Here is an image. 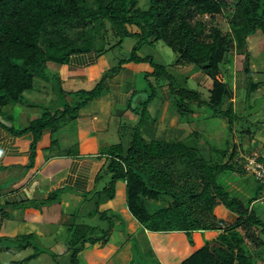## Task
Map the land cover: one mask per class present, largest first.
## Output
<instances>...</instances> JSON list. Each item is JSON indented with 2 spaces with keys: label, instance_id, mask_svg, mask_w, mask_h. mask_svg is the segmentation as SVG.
<instances>
[{
  "label": "trees",
  "instance_id": "obj_1",
  "mask_svg": "<svg viewBox=\"0 0 264 264\" xmlns=\"http://www.w3.org/2000/svg\"><path fill=\"white\" fill-rule=\"evenodd\" d=\"M138 2L0 0V125H5L2 116L6 115V110L23 101L24 93L35 87V80L47 78L48 62L67 63L73 54L90 50L103 54L120 46L125 37L132 36L136 41L130 56L123 57L117 65L103 72L91 89L78 90L77 94L81 98L75 103H65L53 112L46 110L23 127L7 124L4 127L14 135L32 132L34 147L44 128H57L67 116L75 118L82 104L107 90L110 79L117 74L122 64L149 61L153 71L144 75L147 80L154 77L155 81L149 83L152 86L150 89L140 88L147 92L148 97L139 109L134 108L139 114L141 126L152 118L149 107L159 95L158 87H166L170 93L169 100L178 110H193L190 103L194 101L199 106L208 105L214 115L226 119L232 132L240 135L247 132L251 135L252 151L263 145L261 135L257 132L252 134L249 127L235 128V122L242 118L232 101L234 91L229 82L217 77V72L228 51L234 47L231 35L236 40H244L246 45L248 36L264 31V0H150L147 8H140ZM218 16L225 19L226 28L219 26ZM160 40L176 53L170 65L157 63L151 56L139 55L143 44L154 45ZM244 52L243 67L249 77L246 95L249 98L254 70L251 66L252 52L248 49ZM188 64L213 79L208 98L201 91L188 86L191 70L176 72L177 66ZM194 135L198 139L197 131H192L184 138H148L139 127L126 135L129 137L127 146L121 140L104 147L102 153L108 160L96 180L104 174L109 175L110 180L102 188L89 190V199L94 200L96 195L108 193L115 180H126L128 185V179H132L140 183V187L131 191V201L135 206H149L145 215L137 214L146 228L156 232L182 231L191 244L195 231L217 232L215 237L204 240L201 247L178 264H259L258 255L254 254L246 240V237H250L259 245H264V239L261 238L264 221L250 207L259 194L250 198L247 204L242 200L243 195L241 199L236 192L227 190L225 179L221 178L223 173L245 171L243 162L236 158L238 152L226 154V148L228 160H214L194 140ZM258 140L263 143H258ZM229 145L228 140L226 146ZM70 151L76 152L77 149ZM261 158L264 160V156ZM112 192L110 197L115 196L114 188ZM57 195V191L51 193V197ZM213 198L219 199L234 214L233 223H226L215 215L209 207ZM95 210L90 212L91 216L95 213L102 218L114 216L109 214L108 209ZM80 226L74 233L75 238L69 243L72 251L70 264H79L80 256L88 244L98 247L107 245L114 229L111 225L102 228L82 223ZM25 236L21 234L15 238L18 240L17 247L29 246L30 242ZM210 242L215 244L211 246Z\"/></svg>",
  "mask_w": 264,
  "mask_h": 264
},
{
  "label": "crops",
  "instance_id": "obj_2",
  "mask_svg": "<svg viewBox=\"0 0 264 264\" xmlns=\"http://www.w3.org/2000/svg\"><path fill=\"white\" fill-rule=\"evenodd\" d=\"M132 41L134 44V37ZM132 41L127 43L128 51L130 48L132 50L133 44L130 47ZM124 44L125 41L120 48L124 47ZM108 53L99 54L95 50H90L73 54L67 63L48 62V72L55 71L59 82L66 85L68 90L64 91L60 88V92H54L47 86L49 78H45L47 80L37 78L40 83L42 82L37 88L38 92L44 93L43 96H39L43 100L38 98L40 103L48 106L54 103L52 105L55 108L63 107L65 103H75L78 98H81L77 91L88 89L90 83L95 85L103 72L111 67V62L107 58ZM130 54H125V57H129ZM156 54V44L145 43L139 50L140 56L153 57ZM182 67L186 68V72L191 70L187 84L192 78L198 87L201 86L204 90H208L210 94L213 79L209 75L194 70L191 64L179 65L177 69L182 71ZM152 71L153 66L149 61H131L122 64L121 69L110 79L107 90L93 100L82 104L75 118L67 116L59 122L57 128H44L34 147L32 146L34 138L32 132L14 135L4 126L7 124L17 127L19 121L29 123L37 118L36 112L32 116L22 108L19 109L20 113H17L16 118L14 114L11 115L8 112L7 117L2 116L5 119V125H0V243L6 247L5 251L13 252L18 243L15 238L31 232L29 227L39 226L41 228L40 225L54 222V218H57L54 215L56 208L68 206L71 203L67 201L68 199L79 198L74 193H70L73 187L80 185L85 190L96 187L97 174L103 171L108 160L107 156L102 153L104 147L127 139V136L139 127L148 135L156 126L161 127L162 124L169 123L167 117L171 109L167 104L170 93L166 87H163L161 98L166 99L164 101L166 103L159 107L153 100L149 107L152 118L147 119L143 126L140 125L139 114L136 110L147 99L148 94L137 88L140 77L133 74L143 75ZM85 84L87 86H84ZM49 88L53 94L47 91ZM17 104L10 108L13 110ZM42 113L40 110L39 115ZM157 113L161 114L159 118L156 116ZM124 123L126 126L123 127ZM127 126L133 131L131 129L130 133H125ZM74 148L77 151L71 152L70 150ZM244 186L247 189L250 188L247 185ZM121 187L124 190V184ZM55 191L58 195L51 197V193ZM215 210L219 218L223 219V214L229 216L230 219L235 217L223 204L218 205ZM62 215L64 216V213ZM61 222H63V217ZM165 233L170 235L169 240L161 242L158 247V250L164 254L153 258L159 260L161 264H178L193 252L191 247L196 245L201 247L206 237L201 231H195L191 244L188 236L182 231ZM205 233L208 235L207 239H212L217 234L216 231L214 234L211 231ZM173 238L176 239L172 240ZM98 250H101L100 253L98 252L99 255H104L103 251L120 250V247L118 244L108 243L106 247Z\"/></svg>",
  "mask_w": 264,
  "mask_h": 264
},
{
  "label": "rangeland",
  "instance_id": "obj_3",
  "mask_svg": "<svg viewBox=\"0 0 264 264\" xmlns=\"http://www.w3.org/2000/svg\"><path fill=\"white\" fill-rule=\"evenodd\" d=\"M149 3L150 0H139L138 6L140 8H147ZM217 18L219 26L226 28L227 25L225 19L222 16H218ZM132 39V36L125 37L123 40L125 41L124 47L122 46L120 48L121 44L109 51L107 58L109 59V62H111V66L117 65L119 61L125 57V54H130L131 48L128 51L127 43L129 41L131 42ZM231 39L234 43V47L226 54L225 60L217 72V77L222 81L229 82L233 88L234 96L232 101L235 104L234 107L236 112L238 115L241 114L240 118H242H238L235 122V128L238 129L240 126L249 127L252 130V134L257 132V134L261 135L262 139H264V31L260 30L257 34L248 36L246 38V45L244 40H236L232 35ZM132 44L133 41L130 47ZM155 44L157 54L153 56L154 61L165 65L172 64L176 58V53L163 41ZM122 48H124V50H121ZM245 49L252 52L251 66L254 70L251 75L253 86L249 93V98L246 95V84L249 77L244 72L243 67ZM168 67L171 68V66ZM178 71L183 73L182 71L186 72L187 70L185 67H182V71L179 68L176 69L177 73ZM133 75L140 77L136 85L139 89L143 87L150 89L152 86L151 84L149 85V83L155 81L154 77H150L148 78L149 80H147L144 74ZM47 78H49L50 81H48L47 86H49L54 92H60V88H63L64 91L68 90L66 85L59 82V78L55 71H49L47 73ZM192 80L193 79L191 78L188 86L201 91L204 94V97L208 98V90H204L201 86L198 87ZM41 83L39 82V79H36L35 89L25 92L23 101L18 103L13 110L12 108L7 107L8 110H6V112L11 115L14 114V118H16L17 113H20L19 109L22 108L27 110L32 116H34L33 113L36 112L37 117L41 116L39 115L40 110L42 112L46 110H50L51 112L55 111L56 108L52 105L54 103L49 106L40 103L39 99H43L39 96H43L44 93L38 92L39 89L37 88H39V84ZM90 84L91 85L88 86V89L94 87V83ZM84 86H87V84ZM50 88L47 91L50 94H53ZM158 90L159 95L154 98V102L160 107L166 103L164 102L166 99L161 98L162 88L158 87ZM179 100L184 103L183 99L179 98ZM169 101L167 104L171 109L169 116L166 111L169 123H164L161 127L156 126V128H153L152 133L146 135L148 138H184L192 131H197L198 139L195 138L196 136L194 135V140H197V143L203 146L205 151H207L214 160L220 162L228 160V156L225 155L230 154L232 151L238 152L236 158L241 161L243 155L252 151L251 148L253 142L251 135L247 132L242 135L235 131L232 132L227 125L226 119L222 116L214 115L212 109L208 105L202 104V106H199L198 103L194 101L190 103L194 111H184V108L183 112L178 110L177 106L173 105L172 101ZM157 114L158 115L156 116L159 118L161 114ZM2 120L5 122V119L2 118ZM125 121L126 120H124V122ZM259 121H262L263 123H259ZM125 123L123 124V127L126 126ZM25 125H27L26 121H19L17 127L20 128ZM146 125L147 124H145V126ZM128 127L129 126L125 128V133H128L129 130L132 129H128ZM131 131H133V129ZM261 137L258 139H261ZM193 138L190 139L193 140ZM228 140L230 141L229 147L226 146ZM261 140H258L257 142L263 143ZM123 141L124 146H127L129 144V137ZM226 148H228V150L225 154ZM256 149H258L264 156V143ZM221 178L223 180L225 179V187L227 190L229 189L232 193L236 192L237 196L239 195L241 199L243 195L242 200L247 204L250 198L259 194V198L255 199L250 204V207L253 208L256 214L264 221V202L260 199L263 197L264 192L263 189L260 188L259 182L256 180L254 174L245 169L244 172L237 170L235 172H227L226 174L223 173ZM108 180H110L109 175L104 174L101 176L97 180L95 189L102 188L107 184ZM128 180L130 181L128 185H126V180H115L114 184L110 186L111 188L109 191H107L108 193L96 195L94 200L89 199L91 198V195L88 192L89 189L85 190L82 186L76 185V187H73L70 190V193H74L77 197L79 196V198L68 199L67 201L71 202L68 206L56 208V213L54 215H56L57 218H54V222L40 225L41 228L39 226H35L34 228L29 227L31 232H28L27 236L24 237L30 242L27 248L14 247L13 252L10 253L9 251H5L6 247H3L2 244L0 245V264H70L72 251H70L69 243L72 238H75L74 233L76 229L81 227L80 225L82 223L94 224L101 226L102 228H108L110 225L113 226L114 229L108 243L118 244L120 250H114L111 252L103 251L105 254L99 255L98 252L100 253L101 250L97 251V249L101 247L88 244L80 256V260L78 261L79 264H159L157 259L155 260L153 258L161 257L164 254H162L161 250H158V247L161 242H167L170 235H166L165 232L156 233L153 230L146 228L137 214L141 216L145 215L149 206H135V203L131 201V191L138 190L140 183H137L132 179ZM242 183L250 187L248 188L250 191L245 188ZM122 184H124V190H122ZM251 185L253 186L251 187ZM113 188L115 189V196L110 197L109 194L113 193ZM218 205H222L219 199H211L209 207H211L216 216L218 214L215 209H217ZM95 208H99L100 210L108 209L109 214H114V216L111 217L108 215L109 217L102 218L100 214L96 213L91 216L90 212H96ZM63 213L64 216L62 215ZM62 217L63 222H61ZM73 217L75 219L74 221ZM234 220V218L230 219L229 216H224L223 214L224 222L233 223ZM240 230L243 231V227L240 226ZM211 233L214 234V231H211ZM203 234L206 236L205 240H210L207 239L208 235L206 233ZM261 238L264 239L263 230ZM175 239L176 238H173L172 240ZM246 240L251 246L254 254L258 255V263L264 264V245H259L251 240L250 237H246ZM211 243L212 242H210V244ZM103 247H106V245ZM198 248V245L191 247L192 251H195ZM38 251L41 252L37 253ZM12 260L18 262L15 263Z\"/></svg>",
  "mask_w": 264,
  "mask_h": 264
},
{
  "label": "built area",
  "instance_id": "obj_4",
  "mask_svg": "<svg viewBox=\"0 0 264 264\" xmlns=\"http://www.w3.org/2000/svg\"><path fill=\"white\" fill-rule=\"evenodd\" d=\"M262 156L263 155L259 150L256 149L243 155L241 162H243L244 167L248 172L254 174L264 192V160L261 158ZM261 200L264 201V195Z\"/></svg>",
  "mask_w": 264,
  "mask_h": 264
},
{
  "label": "water",
  "instance_id": "obj_5",
  "mask_svg": "<svg viewBox=\"0 0 264 264\" xmlns=\"http://www.w3.org/2000/svg\"><path fill=\"white\" fill-rule=\"evenodd\" d=\"M213 244H215V243H214V242H212V243H211V246H212Z\"/></svg>",
  "mask_w": 264,
  "mask_h": 264
},
{
  "label": "clouds",
  "instance_id": "obj_6",
  "mask_svg": "<svg viewBox=\"0 0 264 264\" xmlns=\"http://www.w3.org/2000/svg\"><path fill=\"white\" fill-rule=\"evenodd\" d=\"M205 16H207V15H205Z\"/></svg>",
  "mask_w": 264,
  "mask_h": 264
}]
</instances>
